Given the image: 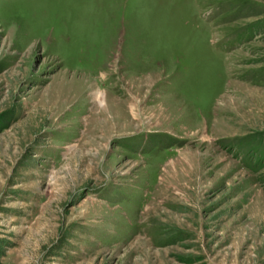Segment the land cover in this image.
<instances>
[{
	"label": "rangeland",
	"instance_id": "rangeland-1",
	"mask_svg": "<svg viewBox=\"0 0 264 264\" xmlns=\"http://www.w3.org/2000/svg\"><path fill=\"white\" fill-rule=\"evenodd\" d=\"M0 264H264V0H0Z\"/></svg>",
	"mask_w": 264,
	"mask_h": 264
},
{
	"label": "bare ground",
	"instance_id": "bare-ground-1",
	"mask_svg": "<svg viewBox=\"0 0 264 264\" xmlns=\"http://www.w3.org/2000/svg\"><path fill=\"white\" fill-rule=\"evenodd\" d=\"M48 32V31H47ZM50 32V31H49ZM49 35V34H48ZM52 35V34H51ZM50 37V36H49Z\"/></svg>",
	"mask_w": 264,
	"mask_h": 264
}]
</instances>
